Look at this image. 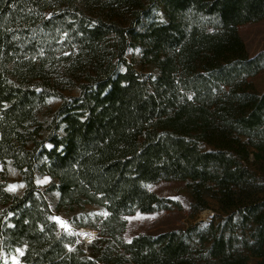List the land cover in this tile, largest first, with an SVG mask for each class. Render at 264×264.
Wrapping results in <instances>:
<instances>
[{"label": "trees", "instance_id": "1", "mask_svg": "<svg viewBox=\"0 0 264 264\" xmlns=\"http://www.w3.org/2000/svg\"><path fill=\"white\" fill-rule=\"evenodd\" d=\"M260 20L264 0H0V257L264 264V195L228 185L217 159L228 151L264 171V88L248 87L264 50L249 54L238 31ZM50 99L60 103L40 119ZM152 145L193 210L209 199L219 210L127 240L126 216L173 203L146 186ZM38 176L50 181L40 188ZM85 204L105 214L87 223ZM54 214L96 237L84 243Z\"/></svg>", "mask_w": 264, "mask_h": 264}, {"label": "rangeland", "instance_id": "2", "mask_svg": "<svg viewBox=\"0 0 264 264\" xmlns=\"http://www.w3.org/2000/svg\"><path fill=\"white\" fill-rule=\"evenodd\" d=\"M238 31L249 54L264 50V20L241 24L238 26ZM129 55L130 52L127 53V56ZM248 87L257 91L264 88V69L257 75L248 79ZM65 94L75 95L76 91L67 90ZM59 103L60 99H50L47 104L38 111V117L40 119L49 117L51 111L54 110ZM146 156L150 160V167L145 175L147 188L159 195L170 198L173 200V203H171L169 208L161 209L156 212L142 213L136 211L134 214L126 216L127 223L123 234L125 239L128 240L133 235L141 232L155 234L173 228L185 227L196 222L206 224L215 216L216 211L219 210L215 200L209 199V208L193 210L191 208L190 196L184 188L177 170L159 171L157 166V153L154 145L151 146ZM217 159L226 170L225 182L228 185L239 191L264 195V171L260 173L248 168L243 161L239 160L234 154L228 151H218ZM49 181L50 178L48 176H38L35 182L42 188ZM8 188L16 193H21L24 188L19 172L12 167L8 168ZM50 200L53 201V198H50ZM81 212L84 215L85 221L91 224L96 222L98 217L105 214L102 208L92 204H85ZM53 218L65 230L74 229L68 218L58 214H54ZM81 228L83 227L74 229V232L84 243H88L96 237L95 229L89 226L85 228H89L90 230H83ZM0 264H21V262L16 255H2L0 257Z\"/></svg>", "mask_w": 264, "mask_h": 264}, {"label": "water", "instance_id": "3", "mask_svg": "<svg viewBox=\"0 0 264 264\" xmlns=\"http://www.w3.org/2000/svg\"><path fill=\"white\" fill-rule=\"evenodd\" d=\"M81 229L90 230L89 228H85V227H83V228H81Z\"/></svg>", "mask_w": 264, "mask_h": 264}, {"label": "bare ground", "instance_id": "4", "mask_svg": "<svg viewBox=\"0 0 264 264\" xmlns=\"http://www.w3.org/2000/svg\"><path fill=\"white\" fill-rule=\"evenodd\" d=\"M83 230H85V229H83Z\"/></svg>", "mask_w": 264, "mask_h": 264}]
</instances>
